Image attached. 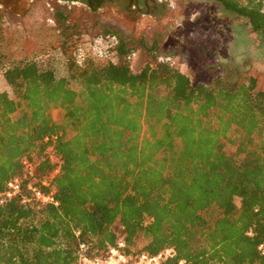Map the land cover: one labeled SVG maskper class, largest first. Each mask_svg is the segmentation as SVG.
I'll use <instances>...</instances> for the list:
<instances>
[{
    "label": "trees",
    "instance_id": "1",
    "mask_svg": "<svg viewBox=\"0 0 264 264\" xmlns=\"http://www.w3.org/2000/svg\"><path fill=\"white\" fill-rule=\"evenodd\" d=\"M218 1L264 35L262 0ZM147 49L137 71L120 37L110 54L72 48L61 76L37 59L0 64L12 91L0 90V191L26 162L40 174L59 162L58 206L0 204V264H74L80 244L94 255L120 236L172 246L164 264H264V90L253 75L192 83Z\"/></svg>",
    "mask_w": 264,
    "mask_h": 264
},
{
    "label": "rangeland",
    "instance_id": "2",
    "mask_svg": "<svg viewBox=\"0 0 264 264\" xmlns=\"http://www.w3.org/2000/svg\"><path fill=\"white\" fill-rule=\"evenodd\" d=\"M165 1L158 15L114 18L109 8L90 12L85 6L70 3L68 8L52 0L51 15L40 13L50 17L45 26L39 24L33 5L24 15L0 7V64L37 59L61 76L72 48L83 55H98L96 35L114 33L135 49L128 61L133 71L150 59L153 51L147 48L154 45L192 83L207 82L216 75H253L257 87L264 90V35L253 32L244 17L218 0ZM60 7H66L64 14ZM0 90L12 96L1 70Z\"/></svg>",
    "mask_w": 264,
    "mask_h": 264
},
{
    "label": "built area",
    "instance_id": "3",
    "mask_svg": "<svg viewBox=\"0 0 264 264\" xmlns=\"http://www.w3.org/2000/svg\"><path fill=\"white\" fill-rule=\"evenodd\" d=\"M262 3L264 4V0ZM117 41L118 37L114 33L96 35L94 44L99 48V54L94 56L110 54L109 50ZM77 56L80 58L86 55L77 52ZM52 138H55V135ZM52 159L55 162L54 168L43 174L37 171L36 163L26 162L23 173L9 178L5 188L0 191V204L17 198L22 203L58 206L53 178L59 170V162L54 156ZM174 256L175 250L172 246H165L156 252L149 253L139 247H128L124 238L120 236L114 244L108 245L99 254L88 255L84 244H80L78 258L74 264H164ZM176 264L187 263L180 259Z\"/></svg>",
    "mask_w": 264,
    "mask_h": 264
},
{
    "label": "flooded vegetation",
    "instance_id": "4",
    "mask_svg": "<svg viewBox=\"0 0 264 264\" xmlns=\"http://www.w3.org/2000/svg\"><path fill=\"white\" fill-rule=\"evenodd\" d=\"M23 1V2H22ZM0 0V7L4 9L13 10L17 15H24L27 13L31 5L34 6L37 19L40 20V25H47L46 20L50 17L40 15H51L52 0ZM27 1V3H24ZM66 7L71 8L70 3L85 6L90 12L103 11L107 8L112 10L114 18L132 17L135 15H158L165 7V0H57ZM21 3V6H19ZM23 3V5H22ZM24 6V7H23ZM22 7V9H19ZM65 7V8H66ZM61 8V7H60ZM64 7L60 12L64 14ZM66 14V13H65Z\"/></svg>",
    "mask_w": 264,
    "mask_h": 264
}]
</instances>
